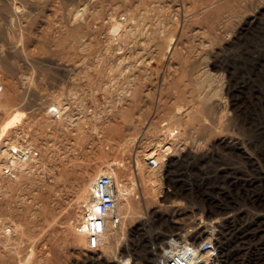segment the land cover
I'll return each mask as SVG.
<instances>
[{"label": "rangeland", "instance_id": "1", "mask_svg": "<svg viewBox=\"0 0 264 264\" xmlns=\"http://www.w3.org/2000/svg\"><path fill=\"white\" fill-rule=\"evenodd\" d=\"M163 148L264 184V0H0V264H114L163 204L144 163ZM103 172L129 193L92 252L78 228Z\"/></svg>", "mask_w": 264, "mask_h": 264}, {"label": "built area", "instance_id": "2", "mask_svg": "<svg viewBox=\"0 0 264 264\" xmlns=\"http://www.w3.org/2000/svg\"><path fill=\"white\" fill-rule=\"evenodd\" d=\"M170 151L162 149V160L157 155L144 157L148 167L165 169L163 204L152 213L144 212L140 224L127 230L114 264H264L263 182L199 178L189 166H178L171 156L166 158ZM12 152L14 169L19 151ZM13 169L8 165L5 171L12 174ZM179 191L185 194L182 200L173 198ZM119 194L114 173L103 172L94 179L80 226L88 250H101L106 216L117 207ZM165 207L167 214L161 212ZM122 222L115 217L113 230ZM165 245L172 248L166 255Z\"/></svg>", "mask_w": 264, "mask_h": 264}, {"label": "bare ground", "instance_id": "3", "mask_svg": "<svg viewBox=\"0 0 264 264\" xmlns=\"http://www.w3.org/2000/svg\"><path fill=\"white\" fill-rule=\"evenodd\" d=\"M20 117H21V115H17V116H15L14 119H13V121L20 119ZM175 133H176V132H175ZM11 151H19V158H18L17 160H15V162H19V161H21L22 158L28 154V150H27V149H24V148H22V147H20V146H13V147L11 148ZM154 154H155V153H154ZM146 155H147V154H145L144 157H145ZM148 156H149V155H148ZM160 159L162 160L161 157H160ZM160 159H159V160H160ZM14 164H15V163H14ZM8 174H9V173H8ZM8 174H6V175H8ZM98 175H99V174H98ZM98 175H97V176H98ZM10 176H13V177L16 176L15 165H14V169H13V171H12V174H10ZM97 176H96V177H97ZM114 178H115V181H116V183H117V179H116V175H115V173H114ZM117 184H118V183H117ZM91 186H92V183H90V186H89L90 190H91ZM118 187H119V185H118ZM119 190H120V194L118 195L119 198H118V202H117V207H115V209H114L113 211L109 212V213L107 214V216H106L107 228H106V231L102 234V246H103L104 238H106V233H107L109 230L113 229L112 225H113V223H114V218L117 217V216L121 217V215H120V212H121V211H120V204H119V203H120V200L122 201L121 198H123V197H121V192H122V190H123L124 195L129 193V191L126 190V189H124V188L121 190V188L119 187ZM126 197H128V196L125 195V198H126ZM83 218H84V217H83ZM83 218H82V220H83ZM78 231H81V227L78 228ZM81 232H82V231H81ZM82 233H83V232H82ZM165 247H167V248L165 249L166 252H164L165 255H166V254H168V253L172 250V248H169L168 245H167V246L165 245ZM122 264H126L125 261H123Z\"/></svg>", "mask_w": 264, "mask_h": 264}]
</instances>
